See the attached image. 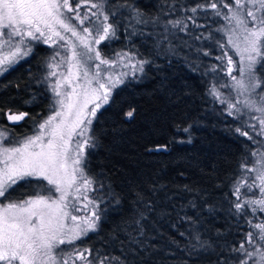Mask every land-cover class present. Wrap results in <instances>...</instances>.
<instances>
[{
	"label": "snow or ice",
	"instance_id": "obj_1",
	"mask_svg": "<svg viewBox=\"0 0 264 264\" xmlns=\"http://www.w3.org/2000/svg\"><path fill=\"white\" fill-rule=\"evenodd\" d=\"M85 2L95 11L81 13L80 5L74 7L71 0H0V75L13 70L21 59L32 54V42L56 46L51 61L64 55L58 50L61 47L66 46L65 51L70 53L64 55L63 61L46 65L51 69L66 63L67 72H61L60 78L50 84L54 96L51 112L42 122L36 123L38 131L13 141V146H3V142L11 137L12 128L0 124V264H70V261L73 264L75 261H83L84 264H137V256L147 253V245L141 238L146 235L149 213L156 209L143 193H137L133 216L119 230L126 239H121L115 232L110 237L112 242H119L121 255L104 254L87 247L77 248L74 244L89 232H96L97 222L101 219L99 203L103 202V198L97 201L96 197L88 195L97 191V179L87 172L86 150L97 146L95 136L89 134L91 118H95L97 111L109 104L114 90L124 84L125 77L129 75L115 69L131 68V74L136 79V73H143L144 66L153 62L147 58L137 59L139 52L133 54L128 50L117 52L116 58L107 57L101 48L94 47L118 38L119 20L113 18L123 16L125 9L129 21L124 26L127 36L143 34L142 29L137 31L136 25L147 26L150 23L162 29L154 37L153 47L157 54L166 56H179L178 45L173 41L183 39L181 33L196 41L213 39L211 35L197 34L194 30L204 27L197 21L199 11L207 14L211 9L215 16L222 17L231 25L228 28V45L240 57L241 79L231 76L233 58L229 52L223 51L217 59L228 58L227 72L234 83L219 84L217 81L208 89V94L226 105L227 115L234 119L243 120L248 116L245 123L255 133L253 136L246 128H236V132L257 146L251 150L255 158L252 165L248 166L245 158L241 168L255 173L254 181L258 180L259 185L244 178L238 180L234 186L236 200L232 207L237 214L246 215L248 208L253 210L254 215L257 211L264 212V0H228L223 7L229 10L230 15L220 11V0H204V3L191 7L181 4V10L192 15L165 21L158 16L144 19V14L128 0H116L115 5L110 0ZM175 11L174 7L170 9V12ZM65 12L73 15L67 16ZM73 20L79 22V30L71 23ZM218 31L223 32V29ZM63 33H71L75 41L69 40ZM233 36H236V40H233ZM58 41H62L63 45H58ZM183 43L192 46L186 39H183ZM219 47L225 49L226 45L220 42ZM204 55L208 56L209 52L205 51ZM215 70L216 66L213 65L211 71ZM54 76L57 73L52 71L44 79L47 81ZM65 86L71 91L64 90ZM220 87L232 89L236 98L233 99L230 93L225 96ZM90 104L94 106L89 107ZM254 113H260V116ZM28 115L27 112L13 111L11 107L0 108V119L6 117L9 125L19 124ZM125 116L131 120L134 110H129ZM252 120L257 121L258 127L251 123ZM184 131L187 132L188 128ZM165 147L160 145L156 150ZM152 150L147 149L149 152ZM33 180L42 192L25 200L9 199L14 185L22 181L31 183ZM244 186L249 189L258 187L261 198L243 199L241 188ZM100 188H103L102 182ZM156 191L153 187V195ZM88 205H93L90 216L73 214L86 209ZM207 210L209 213L215 211L212 206H208ZM158 215L163 218L170 213L160 209ZM69 218L71 226L67 224ZM180 219L192 226L197 224L196 220L186 215ZM254 227L258 231L247 233V242L233 249L238 254L237 264H249V260L252 264H264V224H255ZM193 231L197 241L192 246L194 250L214 251L213 244L200 237L198 228L193 227ZM65 244L73 245V248L67 251L66 256L59 255L56 249ZM63 252L65 249H60V253Z\"/></svg>",
	"mask_w": 264,
	"mask_h": 264
},
{
	"label": "trees",
	"instance_id": "obj_2",
	"mask_svg": "<svg viewBox=\"0 0 264 264\" xmlns=\"http://www.w3.org/2000/svg\"><path fill=\"white\" fill-rule=\"evenodd\" d=\"M227 1L218 3L223 14V3ZM110 2L115 5L116 0ZM128 3L142 12L146 20L158 16L165 21L191 16L180 5L191 7L204 0H128ZM173 7L174 13L170 12ZM166 12L169 14L165 15ZM113 19L119 20L118 38L98 46L105 56L128 50L133 54L139 52L137 59L153 62L144 66L143 73L137 72L136 79L129 73L125 83L114 90L109 104L92 121L89 134L95 136L97 146L86 150L87 172L97 179V191L92 196L97 201L103 198L99 203L101 219L97 231L75 241V246L121 255L119 242H112L110 237L115 232L126 239L119 230L133 216L137 193H143L156 210L149 213L146 221V235L141 239L147 245V253L137 256V264L141 261L143 264H237L238 254L233 249L244 243L251 227V214L248 209L246 215L235 212L233 191L241 175V164L245 158L250 162L251 150L256 145L236 132L237 127H242L240 119L227 115L226 105L208 94L214 83H224L217 59L223 41V32L218 29H222L223 18L215 16L211 9L207 14L199 11L197 21L204 27L194 30L213 39L196 41L181 33L192 46L184 45L183 39L174 40L179 56L155 52L154 37L162 29L150 23L136 25L143 34L128 37L124 27L129 23L127 10ZM205 51L209 52L208 56L204 55ZM50 54L49 46L37 43L30 56L0 75V108L11 107L13 111L29 114L16 125H9L6 117L0 119V124L12 128L10 139L4 141L7 144L30 134L36 123L51 111L52 95L44 79ZM213 65L215 72L211 71ZM129 110H134L131 120L125 116ZM160 145L166 147L157 151ZM149 148L153 150L147 151ZM153 187L157 189L155 195ZM42 191L36 187L35 180L22 181L10 190L9 199L22 200ZM208 206L215 211L209 213ZM160 209H166L170 215L161 218ZM185 215L197 224L192 226L181 220ZM193 227L199 229L202 239L213 244L214 251L193 249L197 243ZM72 248L73 245L69 250Z\"/></svg>",
	"mask_w": 264,
	"mask_h": 264
},
{
	"label": "rangeland",
	"instance_id": "obj_3",
	"mask_svg": "<svg viewBox=\"0 0 264 264\" xmlns=\"http://www.w3.org/2000/svg\"><path fill=\"white\" fill-rule=\"evenodd\" d=\"M228 2V1H227ZM71 3L72 5L75 7L76 5H80V8L79 10L81 11V13H89L92 12V11H95V9H90L89 7V3L85 2V0H71ZM224 14H228L230 15L231 13H229V10L227 8H224ZM65 15L67 16H71L73 15L72 13H68V12H65ZM91 19H96V17H92L90 16ZM102 19V18H101ZM71 23H73L75 26H77V29L79 30V22L76 21V20H73L71 21ZM85 23H87V21H85ZM223 26H222V29H223V43L226 45V48L225 49H220L221 50V53L219 55V57L222 55V52L223 51H227L229 52V54L232 56L233 58V72L231 73V76H235L237 79H241V76H240V71H239V68H240V57L236 54L235 50L232 48L231 45H228V36L230 35V33L228 32V28L231 27V25H229L228 21L224 20L223 19ZM61 32H63L62 29H60ZM66 37L69 38V40L71 41H75V38L71 36V33H63ZM86 35V34H85ZM233 40H236V36H233L232 37ZM33 43V47L35 44L39 43V42H32ZM78 43V42H76ZM58 45H63V42L62 41H58L57 42ZM46 45V44H45ZM48 46V45H46ZM94 47H98V46H94ZM51 48V54H50V57L54 51V48H56V46H53V47H50ZM66 49V46L64 47H61L59 48L58 50L61 51L62 53H64V55H69L70 53H67L65 51ZM5 51H7V48L4 49ZM79 50V49H78ZM64 55H61V56H57L55 58L54 61H51L50 60V57L49 59L47 60V63L46 65L49 63V62H52L53 64H56V63H59L60 61H63L64 59ZM112 58H116L115 56H112ZM24 59V58H23ZM22 60V59H21ZM218 63H219V68L221 69V74L223 76V80H224V83L227 82L229 85H232L234 83V81L231 79V76H229L228 72H227V68H228V58L227 57H224L223 60H218ZM52 71H55L57 73V76H54V77H49L47 82L49 84V88H50V92H51V95H52V103H53V100H54V96H53V93H52V90H51V87H50V84H54L55 83V80L57 78H60L59 77V74L61 72H64L66 73L67 72V64L66 63H60V66L59 67H54V68H51L49 69L47 66H46V76H48V74ZM93 71H95V69L93 68ZM111 71V70H109ZM116 72H127V73H132V69L131 68H125V67H119L117 69H115ZM45 76V77H46ZM223 84V83H222ZM223 88V87H222ZM226 91H225V90ZM66 91H71V89L67 88L65 86V89ZM220 90V89H219ZM228 90V92H227ZM221 91V90H220ZM222 93L225 94V96L229 95V93L231 94L232 98L235 99L236 98V93L234 91H232V89L230 88H223ZM243 99V98H241ZM94 105H89V107H93ZM101 109V108H100ZM99 109V110H100ZM98 110V111H99ZM97 111V112H98ZM51 112V111H50ZM50 112L43 118L45 119L49 114ZM254 115L256 116H260V113H254ZM42 119V120H43ZM92 121L94 118H91ZM41 120V122H42ZM248 120V116H245L243 117V120L240 119L241 121V124H242V128H246L247 131L249 133H251L253 136H255V133L253 132L252 128L250 127H247L245 121ZM252 124L254 125H257L258 127V124H257V121L255 120H252L251 121ZM90 127L91 125L89 126V131H90ZM34 131H38V128L35 127V129L28 135H31L33 134ZM27 136V135H26ZM23 138V137H22ZM22 138H20L19 140H21ZM257 139H259L257 137ZM3 146H13V143L12 144H7L5 142H3ZM257 146H255L256 148ZM254 148V149H255ZM253 149V150H254ZM255 158H251L250 162L248 163V166H251L252 165V162ZM254 177H255V173H248L244 170L241 171V175L239 177L238 180H241L242 178L244 179H247L249 182H253L254 181ZM237 180V181H238ZM46 182V181H45ZM254 183L256 185H259V181L258 180H255ZM35 194L31 195V196H27L26 198H23L22 200H25V199H28L30 197H33ZM55 195H58V194H55ZM89 196H92V192H89L88 193ZM241 195H242V198L247 200V199H258V198H261V193L259 191V188L258 187H253L251 189H249L247 186H244L241 188ZM4 203H7L6 201H4ZM84 203H87L86 201ZM79 206V205H77ZM93 210V205H88L86 209H83L80 211V212H74L73 214L74 215H77V216H90L91 215V212ZM248 211L249 213L251 214L250 215V231L249 232H256L258 231L257 229H255L254 225L255 224H264V212H259L257 211L255 213V215L253 214V210L251 208H248ZM67 224L69 226L72 225V221L71 219L69 218L68 221H67ZM248 232V233H249ZM247 242V235L245 236V240H244V243ZM71 245H68V244H65V245H60L58 249H56V252L59 254V255H64L66 256L67 255V251H69V248H70ZM60 249H65V252L63 253H60ZM70 264H73V262L70 261ZM74 264H84L83 261H75ZM249 264H252L251 260H249Z\"/></svg>",
	"mask_w": 264,
	"mask_h": 264
}]
</instances>
